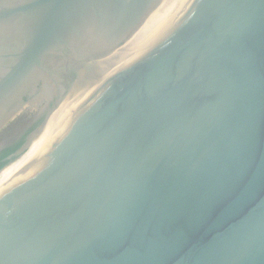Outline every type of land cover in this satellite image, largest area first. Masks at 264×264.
Returning a JSON list of instances; mask_svg holds the SVG:
<instances>
[{
	"label": "water",
	"instance_id": "obj_1",
	"mask_svg": "<svg viewBox=\"0 0 264 264\" xmlns=\"http://www.w3.org/2000/svg\"><path fill=\"white\" fill-rule=\"evenodd\" d=\"M26 130L0 264H264V0H0Z\"/></svg>",
	"mask_w": 264,
	"mask_h": 264
},
{
	"label": "flooded vegetation",
	"instance_id": "obj_2",
	"mask_svg": "<svg viewBox=\"0 0 264 264\" xmlns=\"http://www.w3.org/2000/svg\"><path fill=\"white\" fill-rule=\"evenodd\" d=\"M14 132V131H13ZM27 130L25 132H22L19 136L18 139H16L15 141H13V143L11 145H9L4 151H7V150H12L13 152L18 148L20 147V145L23 143V140L25 139V136L27 134ZM11 154V153H10ZM9 155V154H8ZM7 155V156H8Z\"/></svg>",
	"mask_w": 264,
	"mask_h": 264
},
{
	"label": "trees",
	"instance_id": "obj_3",
	"mask_svg": "<svg viewBox=\"0 0 264 264\" xmlns=\"http://www.w3.org/2000/svg\"><path fill=\"white\" fill-rule=\"evenodd\" d=\"M13 151L12 150H7V151H3L1 154H0V169L4 166V159L7 157L8 154L12 153Z\"/></svg>",
	"mask_w": 264,
	"mask_h": 264
}]
</instances>
